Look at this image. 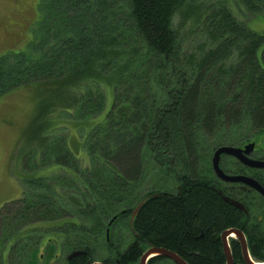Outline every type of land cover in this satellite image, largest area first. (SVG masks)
<instances>
[{
  "label": "trees",
  "instance_id": "obj_1",
  "mask_svg": "<svg viewBox=\"0 0 264 264\" xmlns=\"http://www.w3.org/2000/svg\"><path fill=\"white\" fill-rule=\"evenodd\" d=\"M234 3L264 17V0ZM38 5L30 46L0 55V95L23 84L42 86L32 127L38 135L54 121L46 118L51 109L75 108L76 125L90 128L87 156L79 157L68 140L44 138L38 168L63 170L54 177L23 175L17 211L0 208L6 243L25 249L37 239L38 223L47 229L56 220L72 231L69 249L90 250L106 239L114 216L136 209L126 222L136 241L171 248L191 264H223L217 236L236 226L239 209L206 183L216 177L214 149L258 142L264 133V30L240 18L230 0ZM142 187L148 190L140 196ZM60 230H53L52 242L63 239ZM42 234L32 258L23 255L25 264L55 252V245L40 252L50 240ZM260 252L264 260V247Z\"/></svg>",
  "mask_w": 264,
  "mask_h": 264
},
{
  "label": "rangeland",
  "instance_id": "obj_2",
  "mask_svg": "<svg viewBox=\"0 0 264 264\" xmlns=\"http://www.w3.org/2000/svg\"><path fill=\"white\" fill-rule=\"evenodd\" d=\"M230 2L237 15L240 18L245 17L253 29L264 30V17H255L249 11H240L239 6L235 5L234 0H230ZM38 4H40V0H0V55L8 52L22 51L30 46L34 39V30L39 25L40 10ZM261 54L262 48L259 50V55L261 56ZM41 87L37 82L23 84L0 95V208L9 205L8 210H6L8 214L9 212L10 214L15 213L17 207L20 206V202L13 204V201L22 196L24 188L23 175L30 177H54V175L63 170V166L56 164L38 168L37 164L40 162L39 157L44 149L43 140L46 136L48 138L57 136L62 138L63 141L68 140L72 148L76 149L79 157L86 158L87 156L83 142H85L89 135L88 130L90 128L87 129L76 125L77 121L74 120L75 115L73 114L75 108L67 110L61 106L54 107L49 111L48 116H46L50 121H54L49 126V121H47L45 129L41 131L40 135L32 131L33 122L38 111V104L43 92ZM110 88L107 87L108 109L113 101L112 87ZM258 140V148L264 149V133L258 136ZM214 152L215 149L213 150L211 161ZM33 165L37 166L36 170L31 169ZM147 190L142 187L138 189V193L141 196ZM4 217H6V214L2 217L0 216V220ZM122 222L119 219L117 220L118 226L115 227V230L122 225ZM66 223L67 221L56 222V220L50 223L47 222L45 223L47 229L38 223L32 231L36 233L37 239L25 237L29 239V243L25 244V249H21V244L19 243L9 246L6 243L9 229L5 227V224H0V264H25L23 255H27L28 259H31L35 249L41 242H39L41 239L39 236L43 237L42 233L45 232V236L47 237L50 234L48 232L54 229H61L62 233L60 235L63 238L61 240L62 247L64 251L68 252L69 248L67 246H72L70 241H73L74 237L72 234H68L69 232L72 233V231L67 229L68 224ZM66 236L72 239H67ZM128 236L132 239L129 233L122 238L123 241H128ZM77 239L79 238L76 237L75 240ZM54 240L56 239L54 238ZM102 241H105V237ZM49 250L51 252L52 249ZM44 251L45 248L41 247L40 252ZM55 252H48L49 256L47 255V259L43 262H38V264H64L67 253L65 252L62 255L61 261L54 262L52 261V256ZM257 261L264 262V260ZM172 262L166 261L165 264H173L174 262Z\"/></svg>",
  "mask_w": 264,
  "mask_h": 264
},
{
  "label": "flooded vegetation",
  "instance_id": "obj_3",
  "mask_svg": "<svg viewBox=\"0 0 264 264\" xmlns=\"http://www.w3.org/2000/svg\"><path fill=\"white\" fill-rule=\"evenodd\" d=\"M258 143L259 141L255 142V147L250 153L246 154L243 152L244 154L242 155H247L253 159L264 160V149H259L257 146ZM246 144L247 143L241 145L240 147H245ZM220 164L226 173L251 177L256 180L255 182L258 186H262L264 188V166L259 167L247 164L240 160L237 156L226 153L221 155ZM213 173H215L214 170ZM215 175L216 177H213L211 181L206 184L215 189L226 202L239 209L236 226H230L221 230L217 236V239L219 240L217 241L219 258L223 261V264H228L229 258L225 249L223 233L229 229H238L244 234L245 246L247 247L249 257L253 260V263L256 264L258 262L257 260H263L260 259L259 255H256V253H261L260 249L261 247H264V193L259 190L258 186H253L247 181H233L222 178L216 173ZM129 212L130 211H128V214H125V216H121L120 218L117 217L116 220L119 219L121 222L124 221L122 222V225L119 228L117 227L115 230V227L118 226V223H115L112 230L110 227L111 236L106 233L107 235L105 241L100 243L95 241L97 246L90 247V250H86L84 247L81 248L73 246L68 250V252L64 251L61 240L51 241V238L54 237L53 233L55 232L53 230L48 232L50 233L49 236L47 235L50 240L43 241L40 245L43 248L47 247V245L49 248L52 245H55L56 252L53 254V258L51 257L54 262L61 261L62 255L66 252L67 254L65 256L64 264H142V257L146 251L154 247H166L151 245L146 242L143 243L133 239V233L127 231L126 222L129 219V214L134 215L135 212L132 210L130 213ZM110 223H113V221ZM129 233L131 234L132 239L128 236V241H123L122 238ZM81 236L82 239H87L84 234ZM227 243L233 257L232 264H247L245 259L246 249L244 248L243 241L238 237V235L234 232L228 235ZM136 246L139 248L137 251L134 250ZM166 249L170 250L171 248ZM77 251L80 252L74 254ZM48 252L49 250L47 253ZM42 254H45V251ZM86 254L87 256L85 257ZM190 254L193 256L197 255L195 251H191ZM40 261L43 262L44 260L41 258ZM166 261H173L175 264H178L172 257L160 253H150L143 264H165Z\"/></svg>",
  "mask_w": 264,
  "mask_h": 264
},
{
  "label": "water",
  "instance_id": "obj_4",
  "mask_svg": "<svg viewBox=\"0 0 264 264\" xmlns=\"http://www.w3.org/2000/svg\"><path fill=\"white\" fill-rule=\"evenodd\" d=\"M254 147H255L254 141L247 143L245 145V147H238V146H234V145H220V146H218L215 149L214 155L212 157V164H213V168H214L216 174L222 178H225V179H229V180H233V181L244 180L253 186H258V184L255 182L256 180H254L251 177L239 175V174L234 175V174L226 173L220 164L221 155L223 153H226V154H231V155L237 156L240 160H242L243 162H245L247 164H250L253 166H259V167L264 166V160L253 159V158L248 157L247 155L246 156L242 155V154H244L243 152H245L246 154L249 153L250 151H252L254 149ZM258 188H259V190H261L262 193H264V188L262 186H258ZM109 232H110V228L107 229L108 235H109ZM233 232L236 233V235H238V237L244 243V248L246 249L245 259H246L247 264H254L253 260L250 259L248 251H247V247L245 246L246 245L245 244V236L238 229H229L223 233L225 249H226V253H227L228 258H229L228 264L233 263V257L231 254V250L229 249V245L227 243V237H228V235H230ZM79 252L80 251H77L74 254H77ZM150 253H156V254L160 253V254H164L166 256L172 257L178 264H190L184 258H182L180 255H178L176 252L171 251V250L166 249V248H158V247H154L152 249H149L148 251H146L144 253V255L142 257V264ZM95 264H99V263H95Z\"/></svg>",
  "mask_w": 264,
  "mask_h": 264
},
{
  "label": "bare ground",
  "instance_id": "obj_5",
  "mask_svg": "<svg viewBox=\"0 0 264 264\" xmlns=\"http://www.w3.org/2000/svg\"><path fill=\"white\" fill-rule=\"evenodd\" d=\"M261 264H264V262H263V263H261Z\"/></svg>",
  "mask_w": 264,
  "mask_h": 264
}]
</instances>
